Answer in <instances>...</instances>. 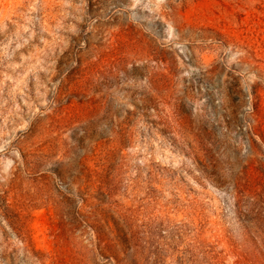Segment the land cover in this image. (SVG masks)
<instances>
[{
    "label": "rangeland",
    "instance_id": "1",
    "mask_svg": "<svg viewBox=\"0 0 264 264\" xmlns=\"http://www.w3.org/2000/svg\"><path fill=\"white\" fill-rule=\"evenodd\" d=\"M0 264H264V0H0Z\"/></svg>",
    "mask_w": 264,
    "mask_h": 264
}]
</instances>
